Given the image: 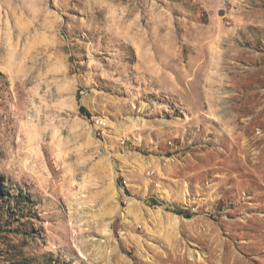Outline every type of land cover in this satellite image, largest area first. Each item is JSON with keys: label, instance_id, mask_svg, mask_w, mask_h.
<instances>
[{"label": "rangeland", "instance_id": "1", "mask_svg": "<svg viewBox=\"0 0 264 264\" xmlns=\"http://www.w3.org/2000/svg\"><path fill=\"white\" fill-rule=\"evenodd\" d=\"M0 264H264V0H0Z\"/></svg>", "mask_w": 264, "mask_h": 264}, {"label": "built area", "instance_id": "2", "mask_svg": "<svg viewBox=\"0 0 264 264\" xmlns=\"http://www.w3.org/2000/svg\"><path fill=\"white\" fill-rule=\"evenodd\" d=\"M97 128L102 131L104 130V120L97 121Z\"/></svg>", "mask_w": 264, "mask_h": 264}, {"label": "trees", "instance_id": "3", "mask_svg": "<svg viewBox=\"0 0 264 264\" xmlns=\"http://www.w3.org/2000/svg\"><path fill=\"white\" fill-rule=\"evenodd\" d=\"M177 213H178V214H183L184 212H183V211H179V210H178V211H177Z\"/></svg>", "mask_w": 264, "mask_h": 264}, {"label": "bare ground", "instance_id": "4", "mask_svg": "<svg viewBox=\"0 0 264 264\" xmlns=\"http://www.w3.org/2000/svg\"><path fill=\"white\" fill-rule=\"evenodd\" d=\"M106 126H107V124H106V122H104V129H105Z\"/></svg>", "mask_w": 264, "mask_h": 264}]
</instances>
